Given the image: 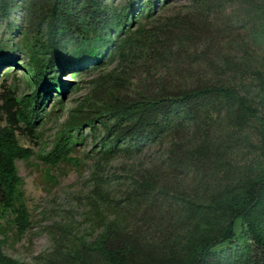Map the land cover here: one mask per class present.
Wrapping results in <instances>:
<instances>
[{"label":"trees","instance_id":"1","mask_svg":"<svg viewBox=\"0 0 264 264\" xmlns=\"http://www.w3.org/2000/svg\"><path fill=\"white\" fill-rule=\"evenodd\" d=\"M152 1L126 0L120 9H115L103 4V0H44L41 18L46 25L45 41L27 47L29 64L25 71L32 89L26 105L17 108L18 102L9 91H5L1 104L5 124L0 127V220L10 217L17 236L27 229L29 216L15 162L27 160L32 151L18 143L15 125L21 122L32 132L40 119L43 98L51 93L62 96L71 85L63 83L59 74L69 67L93 65L102 57L101 50L115 52L128 45L130 51L135 49L138 60L147 62L140 64L145 72L152 67L163 72L152 81V87L159 85L156 91L147 86L146 92L135 98L111 94L99 116L107 125V140L102 145L105 154L117 150L115 145L119 141L125 144L124 152H129L169 140L163 164L171 177L190 174L192 179H202L205 171L223 169V155L231 133L254 120L258 150L264 160V115H259L264 108V71L250 72L253 88L246 93L221 79L222 76L241 79L245 73L249 58L246 38L264 43V0H235V8L227 20L232 25L228 29L233 27L235 33L227 34L228 29L221 27L226 22L221 26L215 23L226 0H191L192 10L183 15L149 21L155 15L151 13ZM11 2L0 0V16L7 14ZM143 8L144 23L131 22L134 10ZM90 30L93 34L88 38ZM239 32L242 35L238 37ZM230 34L235 35L231 38ZM199 42L204 45L196 51L195 44ZM68 43H72L70 50ZM196 57L201 59L200 63L192 61ZM190 76L194 80L180 87L178 81ZM69 141L68 135L60 134L39 160L48 166L69 161ZM238 179L232 185L210 190L202 200L177 192L178 189L167 198L158 184L157 172L145 171L125 191L123 207L100 226L96 237L79 251L67 254L63 261L65 264H264V164ZM173 196L178 200L175 210L168 202ZM140 203L146 206L140 213L139 224L130 228L134 205ZM163 216L172 221L165 225ZM154 221L159 235H153L155 239L142 235V224ZM236 221L239 233L235 237ZM159 222L164 229L158 228ZM1 246L0 238V264H19L5 256Z\"/></svg>","mask_w":264,"mask_h":264},{"label":"rangeland","instance_id":"2","mask_svg":"<svg viewBox=\"0 0 264 264\" xmlns=\"http://www.w3.org/2000/svg\"><path fill=\"white\" fill-rule=\"evenodd\" d=\"M125 1L103 0V4L120 9ZM153 1L151 13L155 15L149 21L172 18L192 10L191 0ZM226 1L215 23L220 25L226 22V26H220L228 29L232 25L229 26L227 20L231 17L236 1ZM145 10L135 9L130 21L134 24L144 23ZM44 11V0H12L7 14L0 16V127L5 124L1 110L5 91H9L18 102L17 108L26 105L28 100L32 84L25 71L29 64L27 47L31 44L39 46L45 41L46 25L41 18ZM231 28L226 34L233 32ZM113 31L110 30V36ZM92 34L91 30L88 31L87 37H92ZM232 35L235 34H230L231 38ZM236 35L239 37L242 33ZM246 40H249V58L245 62V73L241 79L239 76L234 79L226 76L221 78L237 86L240 93L253 88V82L249 79L253 69L264 71V43L253 38ZM201 42L195 44L196 51L204 45ZM71 45H67L69 50ZM220 45L221 41H218L217 46ZM134 51V48L130 51L128 45L115 52H111V49L101 50L102 57L93 65L67 68L59 76L63 83L70 82L71 85H68L62 96L51 93L43 98L38 113L40 119L33 131L28 132L21 122L16 123L18 143L32 151V156L27 160L15 162L29 222L23 234L17 236L9 222L10 217L0 220L1 251L5 256L19 264H65L63 260L67 254H73L89 244L99 233L100 226L109 221L119 207H123L121 201L125 191L145 171L157 172L158 184L167 198L172 197L174 190L178 189L177 192L202 200L210 190L232 185L238 178L255 172L264 164L258 150L257 125L254 120L231 133L228 148L223 155L224 162L221 161L223 169H214L213 173L205 171L202 179H192L190 174L171 177L163 164L169 140L151 143L129 152H124L125 144L119 141L115 145L117 150L105 154L102 145L107 140V125L103 124L99 116L111 99V94L119 98H135L146 92L147 86L156 91L159 85L152 87V81L163 74L153 67L151 70L149 68L148 73L145 72L144 66L140 64L147 62L138 60ZM192 51V47L189 48L190 57ZM200 60L196 57L192 61L200 63ZM58 72L55 71V74ZM193 80L194 77L190 76L178 82L181 87ZM259 115H264V108L259 111ZM62 133L70 137V160L55 166L43 164L39 156L47 153ZM175 199H168L173 206L172 210L178 204ZM145 206L144 203L134 205L128 224L130 228L133 224H139L140 213ZM98 215H101V219H97ZM161 220L165 225L172 221L166 216ZM155 223L142 224L141 234L148 238L158 236ZM164 224L159 222L158 228L164 229ZM233 233L235 237L239 233L237 221L233 225Z\"/></svg>","mask_w":264,"mask_h":264}]
</instances>
